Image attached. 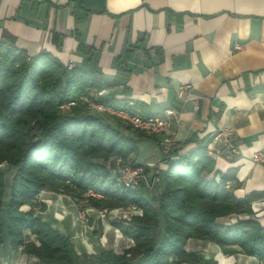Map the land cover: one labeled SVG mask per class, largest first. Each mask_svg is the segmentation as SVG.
Returning <instances> with one entry per match:
<instances>
[{
	"label": "crops",
	"instance_id": "0c3cea01",
	"mask_svg": "<svg viewBox=\"0 0 264 264\" xmlns=\"http://www.w3.org/2000/svg\"><path fill=\"white\" fill-rule=\"evenodd\" d=\"M3 33L13 36L28 55L44 49L69 68L101 72L102 94L96 100L107 106L143 115H163L173 108L178 122L168 133L174 142L170 156L161 150L163 136L156 135L141 139L134 161L152 163L159 175L168 158L205 146L218 128H231L239 153L228 159L217 146L214 170L236 169L235 180L228 183L235 196L262 195L251 208L264 225V163L250 159L264 150V0H0ZM236 44L241 49H234ZM118 58L124 62L122 74L117 72ZM182 85L188 88L179 99ZM128 103L132 107L125 108ZM94 115L122 130L108 113ZM147 178L149 186L143 190L149 199L161 182L151 170ZM51 200L58 204V215L62 210L61 218L48 217ZM39 202L45 209L37 216L69 237L79 254L105 249L92 238H81V243L79 235L86 237V230L69 198L42 190ZM113 236L103 233V239ZM230 248L235 252L224 254L215 243L193 238L185 246L204 260H218L222 254L229 264L257 262L239 247ZM0 264L44 263L12 250L2 234Z\"/></svg>",
	"mask_w": 264,
	"mask_h": 264
},
{
	"label": "trees",
	"instance_id": "16d2710c",
	"mask_svg": "<svg viewBox=\"0 0 264 264\" xmlns=\"http://www.w3.org/2000/svg\"><path fill=\"white\" fill-rule=\"evenodd\" d=\"M117 62L122 74L124 62ZM102 87L101 72L69 68L44 49L28 55L13 36H0V163L17 168L6 203L0 171V240L6 234L12 250L45 264H216L187 252L190 238L213 242L225 252L236 245L264 264V225L251 208L262 195L235 196L228 183L236 169L215 171L205 146L168 158L155 205L142 188L118 185L103 164L94 162L136 155L145 136H128L89 112L82 97L93 99L91 91ZM44 189L79 194L90 189L101 195L89 199L102 210L136 205L141 216L128 226L116 224L134 245L121 253L79 254L69 237L35 215L32 206ZM23 205L30 209L22 210ZM231 215L234 221L220 220Z\"/></svg>",
	"mask_w": 264,
	"mask_h": 264
},
{
	"label": "rangeland",
	"instance_id": "374dc122",
	"mask_svg": "<svg viewBox=\"0 0 264 264\" xmlns=\"http://www.w3.org/2000/svg\"><path fill=\"white\" fill-rule=\"evenodd\" d=\"M91 92H92L93 99L89 98L87 96L82 97V101H83V103L86 104L87 109L89 110V112H91L92 114H94L95 112H106V113H108L114 119L115 124L122 129L121 132L126 134V135L128 134V136L129 135L136 136L138 134V132H141V133H143L145 135L144 137H149V138H153L154 139V137L156 135H149V134H146V133H144L142 131H139L135 127H133L130 124V122H128L127 120H125L121 116H119L117 114H114V113H111L113 111H119V110H122V109H116V108L107 106V105L103 104L100 100H96V95L102 94L101 89L98 90V91L92 90ZM96 103L97 104H102L103 107H105V110L104 109L103 110L102 109H98L97 106H94ZM129 106H130V104L128 103L125 108H127ZM130 107H132V105ZM157 135H162L163 136L161 141H160L161 150L163 152V148H164V145H165L163 139L165 137V134H157ZM172 143L174 144V142H172ZM173 144H172V147L174 146ZM136 155L132 154V155L126 157V158H122L120 156H112V157H109L106 160L95 159L94 162L103 164L106 167V169L110 172L111 176L117 182L118 185H122V186H124L126 188H130V189H133V190H137L139 188H142V192L144 194V190L143 189H145V188H147V186H149L147 176L145 178H136V182L137 183H135V184L134 183L133 184L132 183H130V184L126 183L132 177L130 175H128V173H126L127 171H126L125 168H126V166H130L131 163H135L134 161H135ZM135 164H137V163H135ZM139 165H141L144 168H146L147 171L151 170L153 178L155 177V181L156 182L158 181L156 179V177H158L160 182H161V187L158 190V192H155L157 189L154 188L155 191L152 192V193L153 194L156 193V194L155 195H153V194L150 195L152 197L150 198V196H149V199L146 198L147 200H149L150 202H152L155 205L156 204L155 199H156V197L158 196V194L160 193V191H161V189L163 187V181H162V177H161L163 171L162 172L160 171V175H159L158 168L156 166H154L152 163L139 164ZM16 170H17V168L15 166H13V165H11V164H9L7 162L0 163V171L3 173L4 183H5L4 195H3V202L4 203L7 202L8 198L10 196L9 186L11 184L12 177L16 173ZM120 170L123 173L120 172ZM44 190H47V189H44ZM55 193H57L59 195L66 196L67 198H69V200L71 201V203L73 205L72 208L74 210V213L76 215H77L78 211L84 212V214H85L84 217L83 218H79V221H81L79 224L81 225V228H84V230H86V237H85L84 234L80 233V235H79L80 236V240H81V238H83L85 240H88V239L92 238L93 241L96 240V243L98 245H100V247L102 246L101 244H103V246L100 249H102V248H105L103 250L112 249V250H114L117 253H121L125 248H129V247L134 245L133 240L131 238L127 237L126 235H124L123 232L116 226V224L120 223V224H122L124 226H128V225H130V220H131L132 217L141 216L142 215V210L140 208H138L136 205L129 204V205H125V206L114 207L112 209H107L104 212V216H102L101 213H100V211H102V209H99V208L93 206V204L91 203V201L89 199L90 197L99 198V197H101V195L97 194V193H94L90 189L86 190L85 192H83L81 194H79L77 192H74L73 190H64L63 191L62 189H60V191L55 192ZM51 201L53 203H50V202L48 203V210H47L48 217L51 218V219L52 218L53 219L61 218V216H62L61 214L63 213L62 210L59 209V215H58V213H57L58 211L56 210L57 207H58V204L56 202H54L55 200H51ZM41 204H43V203L39 202V195H38V197L36 199V202L32 206V209L34 210L36 216H37V213H39L40 211H43L45 209V207H44V209L40 208ZM23 206H25V205H23ZM23 206L21 207L22 210H23ZM26 206H28L29 207L28 209H30L29 205H26ZM235 219H236V217L234 215L220 218V220H222V221H234ZM107 230L112 232L113 235H114L111 240L103 239V233L106 232ZM190 239H192V238H190ZM193 239H196V238H193ZM30 240L35 241L34 236L30 235ZM199 240H201V239H199ZM202 241H205V240H202ZM205 242H209V241H205ZM81 243H83L82 240H81ZM186 244H187V242H186ZM186 244H185V246H186ZM234 246H236V245H234ZM230 247H232V246L226 247V250H228L226 252L223 251L221 249V247H220V249H221V251L224 254H227L229 252H235V250L231 249ZM184 249H185V247H184ZM17 251L21 252V249H18ZM94 251H95V253H88V254H96V253H98L97 252L98 250L96 248H95ZM195 254H197V253H195ZM218 260L216 258L214 259L216 264H219V262H221V264H222V261H224L223 264H229V260L227 259V256L224 257V256H222V254L218 255ZM181 264H184V263H181ZM186 264H190V263H186ZM255 264H259L258 259H257V262ZM260 264H261V262H260Z\"/></svg>",
	"mask_w": 264,
	"mask_h": 264
},
{
	"label": "built area",
	"instance_id": "2783aa9c",
	"mask_svg": "<svg viewBox=\"0 0 264 264\" xmlns=\"http://www.w3.org/2000/svg\"><path fill=\"white\" fill-rule=\"evenodd\" d=\"M241 44L234 45V49H241ZM188 88V85L179 86L177 96L179 99L182 98L184 91ZM95 106V105H94ZM98 109H102V107H97ZM105 110V109H104ZM117 114L130 122V124L135 127L137 130L142 131L149 135H157V134H165L164 137V148L163 153L166 156H170V152L172 149V140L168 136L173 125L178 122L177 112L173 108H167L164 110L163 115H143L141 112H111ZM220 146L223 151V155L225 158H232L233 156H237L239 151L237 145L235 143L234 134L231 128L224 127L218 128L214 130L207 141L205 147L207 150V154L211 157L214 156V149ZM254 163H264V150H257L253 152L250 158ZM126 173L130 175L132 178L126 182L137 183L136 178H145L147 176V169L143 166L135 163H131L130 166H126ZM120 172H122L120 170ZM123 173V172H122ZM106 210L100 211L101 215L104 216V212ZM110 211V210H109ZM112 211V210H111ZM113 212V211H112ZM84 212L78 211V218L84 217Z\"/></svg>",
	"mask_w": 264,
	"mask_h": 264
},
{
	"label": "bare ground",
	"instance_id": "6f19581e",
	"mask_svg": "<svg viewBox=\"0 0 264 264\" xmlns=\"http://www.w3.org/2000/svg\"><path fill=\"white\" fill-rule=\"evenodd\" d=\"M237 45V44H236ZM95 106H97V107H102L103 109H105V107H103V105L102 104H95ZM113 112H127V111H125V110H119V111H113Z\"/></svg>",
	"mask_w": 264,
	"mask_h": 264
}]
</instances>
